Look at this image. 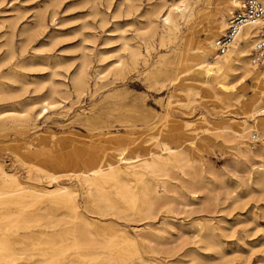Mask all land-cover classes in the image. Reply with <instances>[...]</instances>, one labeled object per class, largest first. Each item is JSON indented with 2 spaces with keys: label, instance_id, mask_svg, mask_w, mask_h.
<instances>
[{
  "label": "rangeland",
  "instance_id": "374dc122",
  "mask_svg": "<svg viewBox=\"0 0 264 264\" xmlns=\"http://www.w3.org/2000/svg\"><path fill=\"white\" fill-rule=\"evenodd\" d=\"M184 1L0 0V164L17 176L25 193L40 194L30 179L42 162L34 155L36 147L39 152L45 145L59 148L60 160L76 146L94 150L98 141L114 154L127 148L128 157L163 153L155 147L157 140L168 143V150L182 144L214 190L195 200L187 195L190 206H175L169 243L157 247L156 255L139 246L143 259L149 264H264V176L252 173L253 163L239 153L249 148L264 153V145L258 133V144L250 142L251 135L242 141L221 133L244 115L240 103L264 98L252 77L217 76L200 84L205 78L196 77L188 50L191 26L199 13L223 0H187L190 12L184 18L175 14L164 25L171 4L182 10ZM151 25L156 33L144 40ZM79 71L82 87L74 84ZM186 86L199 87V94ZM254 119L260 132L264 113ZM98 150L108 154L102 145ZM238 160L243 165L235 172L231 167ZM261 161L264 173V157ZM44 166L54 173L78 169L68 163ZM177 174L172 171L170 178ZM72 190L80 203L84 186ZM4 214L11 217L0 238L5 233L10 250L36 253L44 248L32 250L31 239L17 237L23 230L10 226L19 216L29 219L27 212L10 207L0 210ZM207 224L213 225L209 233ZM68 254L57 264L78 260Z\"/></svg>",
  "mask_w": 264,
  "mask_h": 264
},
{
  "label": "bare ground",
  "instance_id": "6f19581e",
  "mask_svg": "<svg viewBox=\"0 0 264 264\" xmlns=\"http://www.w3.org/2000/svg\"><path fill=\"white\" fill-rule=\"evenodd\" d=\"M242 2L223 0L222 4L198 14L191 26L193 45L188 49L195 59L192 68L196 77L205 78L200 80V84L205 86L208 79L217 76L223 79L239 76L241 80L252 77L258 85L259 96L264 98V71L258 70L263 68L254 67L250 62V54L257 39L254 26L243 28L224 55L216 54L215 42L225 33L231 11L239 8ZM182 6L181 10L171 4L163 19L164 25L170 24L173 15L184 18L185 13L190 12L187 0ZM263 22L264 18L259 24ZM156 29V26L151 25L143 36L144 40H151ZM83 82L82 71H79L74 84L82 87ZM198 88L186 86L185 90H195L197 95ZM262 103V99L252 104L240 103L244 115L239 120L233 119L232 124L221 130L226 139L238 137L243 141L251 135L250 142L254 143L256 141L253 138L256 139L258 133L264 145V122L260 132L254 127L255 114L261 116L264 113ZM105 144L98 141L97 147L94 146L95 149L89 152L76 146L73 151L65 152L60 160L57 153L59 148L50 146L47 150L45 145L44 150L39 152L36 147L34 155L40 157L42 162L34 166L36 171L30 179L37 183L40 194L25 193L17 176L7 172L0 164V210L12 207L27 212L29 219L19 216L9 221L10 226L15 232L23 230V235L15 236L31 239L32 250L44 247L36 253H15L9 249L3 233L0 238V264H57L68 253V256L78 260L69 259L60 264H86L88 261L92 264H149L141 256L139 246L145 252L158 254L156 248L169 243L168 236L174 227L170 215L175 213L174 207L183 204L190 206L187 195L195 200L202 197L204 192L214 190L211 183L204 179L205 172L200 162L184 151L182 144L168 150V143L157 140L155 147L164 150L163 153L156 152L154 156L131 153L129 157L124 154L127 148L117 150L120 153L114 154V149ZM101 145L108 154H99L98 146ZM239 153L243 160L253 163L252 173L258 177L264 176L260 171L263 168V152H254L249 148ZM240 162L236 161L237 164L231 169L239 171L243 165ZM47 163H57L59 166L68 163L78 169L76 172L63 170L54 173L46 169L44 165ZM174 170L178 174L171 179L170 174ZM244 172L251 173L246 169ZM128 176L134 177L133 181L127 179ZM59 177L69 179H57ZM63 181L65 184L62 185ZM74 185L84 186L85 195L80 197V203L73 196ZM10 217L8 214L0 215V229L7 228L5 223ZM18 223L21 225L18 226ZM212 226L205 225L206 232H211ZM126 227L131 228L130 234ZM121 244L127 249H123ZM167 254L162 257L166 259L170 256Z\"/></svg>",
  "mask_w": 264,
  "mask_h": 264
},
{
  "label": "built area",
  "instance_id": "2783aa9c",
  "mask_svg": "<svg viewBox=\"0 0 264 264\" xmlns=\"http://www.w3.org/2000/svg\"><path fill=\"white\" fill-rule=\"evenodd\" d=\"M263 18L264 6L259 0H244L240 7L228 16L225 33L215 42L216 54L224 55L243 28L254 26L257 39L250 54V62L254 67L264 68V22L259 24ZM253 140L257 141L255 137ZM255 144H258V141Z\"/></svg>",
  "mask_w": 264,
  "mask_h": 264
}]
</instances>
